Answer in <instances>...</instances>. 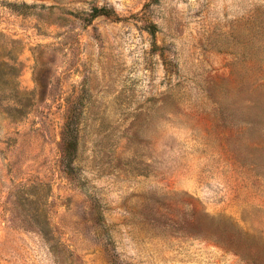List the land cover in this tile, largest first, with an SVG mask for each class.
<instances>
[{
	"label": "rangeland",
	"instance_id": "1",
	"mask_svg": "<svg viewBox=\"0 0 264 264\" xmlns=\"http://www.w3.org/2000/svg\"><path fill=\"white\" fill-rule=\"evenodd\" d=\"M0 264H264V0H0Z\"/></svg>",
	"mask_w": 264,
	"mask_h": 264
},
{
	"label": "trees",
	"instance_id": "2",
	"mask_svg": "<svg viewBox=\"0 0 264 264\" xmlns=\"http://www.w3.org/2000/svg\"><path fill=\"white\" fill-rule=\"evenodd\" d=\"M11 6L13 7H25V8H29V7H34L36 6L35 4H27V3H10ZM101 14H104V15H107V16H113L114 15V12L113 10L107 8V7H94L91 14H90V18H94L98 15H101ZM151 33L154 35L155 34V31H151Z\"/></svg>",
	"mask_w": 264,
	"mask_h": 264
}]
</instances>
